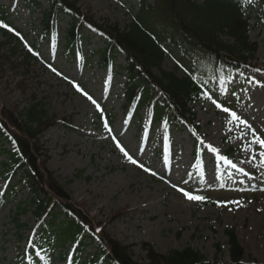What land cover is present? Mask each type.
Here are the masks:
<instances>
[{
    "label": "rangeland",
    "instance_id": "374dc122",
    "mask_svg": "<svg viewBox=\"0 0 264 264\" xmlns=\"http://www.w3.org/2000/svg\"><path fill=\"white\" fill-rule=\"evenodd\" d=\"M74 1L83 13L99 22L122 24L130 19V11L136 10L139 4V0ZM249 1L247 15L252 17V24H257L250 32L251 39L258 42L256 70L248 73L245 82L235 78L231 82L232 92L205 94L196 106L202 141L194 142L186 128L175 130L171 155L164 151L162 125H156L148 133V110H142L140 120L127 126L122 111L125 80L119 77L108 85L106 70L99 66L98 55L93 53L104 46L101 36L86 30L85 63L81 56L74 58L62 47L53 51V46L65 42L67 17L60 23L62 35L42 46L45 58L54 59L53 65L59 74L40 64L33 66L26 76L8 69L0 71L2 107L21 110L32 98L42 100L50 116L65 119L72 125V128L55 125L45 131L42 142L49 155L47 168L55 172L73 202L94 226L103 227L114 239L133 246L134 259L139 263L146 260V253L140 247L144 242L163 254L191 246L209 260L228 262L227 228L235 229L242 240L247 264L264 263L261 149L253 144L245 151L252 132L238 121L229 122L231 116L223 111L228 108L236 112L264 138V4L262 0ZM0 3L15 4L16 23L26 32H35L33 26L38 25L35 20L39 13L19 6L17 0H0ZM170 50L173 52L165 60L166 70L174 69L175 57L180 52L177 47ZM123 62L119 58L118 64ZM77 80L87 85V95L72 88L70 84ZM89 97L104 102L116 114L112 136L101 129ZM201 144L204 157L198 161L194 148ZM2 146L0 138V151ZM210 146L218 152H212ZM231 147L235 150L228 154ZM221 155L236 168L221 160ZM4 160L0 155V162ZM7 178L0 165V262L26 264L17 261L18 247L37 237L38 224L32 211L23 213L20 218L26 227L19 241L13 215L26 202L28 194L21 184H16L19 176H14L11 183ZM181 189L206 199L190 200ZM98 245V242L88 245L87 251L94 253ZM74 249L75 246L68 244L64 251L70 256ZM52 264H68V259L57 258Z\"/></svg>",
    "mask_w": 264,
    "mask_h": 264
},
{
    "label": "trees",
    "instance_id": "16d2710c",
    "mask_svg": "<svg viewBox=\"0 0 264 264\" xmlns=\"http://www.w3.org/2000/svg\"><path fill=\"white\" fill-rule=\"evenodd\" d=\"M21 1L25 7L41 13V30L37 33H43V38L57 36L62 14L70 17L64 48L72 55L83 51L86 26L105 37V46L99 51L100 63L108 68L110 77L123 74L127 79L124 83L127 120L139 117L144 107L150 108V128L163 123L168 151L172 150L173 125L190 127L199 134L193 109L205 93L216 88L228 92L234 77L244 80L247 72L255 69L258 43L250 37L256 25L252 26L251 17L246 14L251 5L249 0H139L137 9L130 11L132 16L123 24L99 22L83 13L74 0H46V6L39 0ZM12 11L10 6L0 4V22L8 26H0V71L8 69L26 76L33 66L47 64L40 52L43 38L30 42V33L15 24ZM170 46H178L180 54L175 58L174 69L168 71L163 63L172 53ZM118 55L124 57V64L116 63ZM74 88L86 90L79 83ZM157 95L159 98L155 99ZM97 109L104 129L112 133L115 115L104 105L98 104ZM63 121L50 116L42 100L32 98L21 110L0 105L3 142L0 155L6 157L1 165L9 179L19 175L17 183L28 193L26 202L13 215L19 240L26 227L20 216L28 210L35 216L42 234L29 246L18 248L19 258L30 264H49L56 251L71 243L76 244V249L69 264H88L97 259L110 264H219L190 246L163 254L147 242L140 245L146 260L139 263L134 259L131 244L114 239L103 227L97 232L55 172L47 168L49 155L42 142L44 132L57 124L70 127ZM225 234L230 246L227 264H245L244 249L235 230L228 228ZM96 238L99 251L93 255L85 253L87 241ZM38 254L43 255L42 261ZM65 257L66 254L61 259Z\"/></svg>",
    "mask_w": 264,
    "mask_h": 264
},
{
    "label": "snow or ice",
    "instance_id": "6c2138e0",
    "mask_svg": "<svg viewBox=\"0 0 264 264\" xmlns=\"http://www.w3.org/2000/svg\"><path fill=\"white\" fill-rule=\"evenodd\" d=\"M0 26H3V27H8L7 25L3 24L2 22H0ZM85 95H87L85 93ZM89 99H91V97H89ZM215 103V101H214ZM218 108L221 107L220 104H217L216 105ZM223 111L226 112V113H229V115L231 116L232 120L229 121V122H233V121H238L240 124H243L246 128H248L251 132H252V139L251 141L249 142L248 145L245 146V151H247L248 149L251 148V146L253 144H258L261 151H260V157H261V163H264V138H262L258 133H256L255 129H252L251 128V125L248 124L247 121H244V120H241V118L236 114V112L234 111H230L228 108H223ZM211 147V146H210ZM121 151H124L123 149H121ZM211 151L216 153L218 152V149H216L215 147H211ZM125 156L128 157L129 160H131L133 163H136L135 160L132 159L131 156L128 155L127 152L124 153ZM256 157L253 156V159H255ZM220 159L221 160H224L226 161L228 164H230L233 168H236V165L232 163L231 160H228L226 157L224 156H220ZM141 167H143V165H141ZM239 171H244L243 169H239ZM182 192H184L183 189H181ZM184 195L190 199V200H198V201H203L205 200L206 198L203 197V196H199V195H192L188 192H184Z\"/></svg>",
    "mask_w": 264,
    "mask_h": 264
},
{
    "label": "bare ground",
    "instance_id": "6f19581e",
    "mask_svg": "<svg viewBox=\"0 0 264 264\" xmlns=\"http://www.w3.org/2000/svg\"><path fill=\"white\" fill-rule=\"evenodd\" d=\"M240 242H242V240L240 239ZM243 243V242H242Z\"/></svg>",
    "mask_w": 264,
    "mask_h": 264
}]
</instances>
